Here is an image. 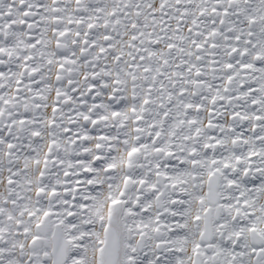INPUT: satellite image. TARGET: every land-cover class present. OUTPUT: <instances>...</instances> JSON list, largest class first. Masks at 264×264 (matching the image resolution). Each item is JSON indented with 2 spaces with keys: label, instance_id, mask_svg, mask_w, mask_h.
Instances as JSON below:
<instances>
[{
  "label": "snow or ice",
  "instance_id": "snow-or-ice-1",
  "mask_svg": "<svg viewBox=\"0 0 264 264\" xmlns=\"http://www.w3.org/2000/svg\"><path fill=\"white\" fill-rule=\"evenodd\" d=\"M0 264H264V0H0Z\"/></svg>",
  "mask_w": 264,
  "mask_h": 264
}]
</instances>
